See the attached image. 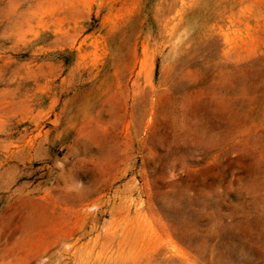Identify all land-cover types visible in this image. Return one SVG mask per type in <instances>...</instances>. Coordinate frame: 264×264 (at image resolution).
<instances>
[{
	"label": "rangeland",
	"instance_id": "rangeland-1",
	"mask_svg": "<svg viewBox=\"0 0 264 264\" xmlns=\"http://www.w3.org/2000/svg\"><path fill=\"white\" fill-rule=\"evenodd\" d=\"M0 264H264V0H0Z\"/></svg>",
	"mask_w": 264,
	"mask_h": 264
},
{
	"label": "bare ground",
	"instance_id": "bare-ground-1",
	"mask_svg": "<svg viewBox=\"0 0 264 264\" xmlns=\"http://www.w3.org/2000/svg\"><path fill=\"white\" fill-rule=\"evenodd\" d=\"M126 95L128 96V98L133 100L134 103L137 102L139 99H143L146 97V94L141 93V90L139 89V86L136 83V81L131 85V88ZM149 114H150L149 110L148 111L145 110L144 112H142V114H140V119L141 121L144 122V124H147L145 120L147 119ZM135 115L136 114L134 113V111L130 113L129 117L131 121L128 123L129 126H130V123L133 121ZM134 132L137 133V130H135ZM139 228L135 226L127 230L125 233V237L120 242V244L130 245L133 249H136L138 246H142L143 245L142 243L145 241V236L141 234V230Z\"/></svg>",
	"mask_w": 264,
	"mask_h": 264
}]
</instances>
